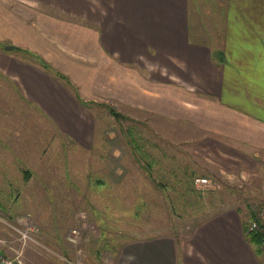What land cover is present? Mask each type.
<instances>
[{
	"label": "rangeland",
	"instance_id": "1",
	"mask_svg": "<svg viewBox=\"0 0 264 264\" xmlns=\"http://www.w3.org/2000/svg\"><path fill=\"white\" fill-rule=\"evenodd\" d=\"M19 10L27 24L3 23L0 12V49L51 67L62 59L74 62V89L92 98L95 142L90 150L76 148L64 137L59 141L52 125L34 112L0 68V136H11L17 145L11 147L13 153L3 145L0 152V252L20 256L27 264H116L119 243L173 233L218 209H237L248 229L252 220L264 225L258 182L243 162L246 155L230 147L241 149V141L210 129L200 135L202 128L196 126L204 115L202 123L211 128L217 107L212 99L195 95L197 105H190L187 100L194 99L183 82L164 76L161 56L120 63L101 55L97 45L93 55L95 43L84 40V28L91 26L95 33L94 24ZM37 12L39 23L33 24ZM61 32L72 36L58 38ZM164 95L173 97L170 104L178 113L163 112L167 107L157 102L168 106ZM152 106L161 109L150 114ZM186 112L197 119L187 120ZM23 140L34 152L39 148L47 166L44 175L39 168V182L24 177L18 151ZM207 141L217 147L205 145ZM8 161L12 166L6 168ZM29 165L35 168L33 161Z\"/></svg>",
	"mask_w": 264,
	"mask_h": 264
},
{
	"label": "crops",
	"instance_id": "2",
	"mask_svg": "<svg viewBox=\"0 0 264 264\" xmlns=\"http://www.w3.org/2000/svg\"><path fill=\"white\" fill-rule=\"evenodd\" d=\"M14 7L43 10L74 23L94 24L95 33L91 26L84 28V40L95 43L93 55L97 45L101 55L115 57L120 63L140 62L142 56L151 61L153 56H161L164 76L187 85L181 87L194 99L187 100L190 105H197L195 95L210 98L217 105L212 109L211 128L202 123L204 115L196 125L202 128L200 135L208 134L210 129L222 137L240 140L241 149L230 147L246 155L243 162L252 170L264 198V0H0L3 23L27 24L28 17L19 9L12 10ZM8 8L12 10L10 14L5 10ZM37 14L33 24L39 23ZM67 33L61 32L58 38L72 36ZM59 63L58 68L49 67L66 74L72 85L57 78L45 66L48 64L0 53L1 70L16 84L29 106L37 110L34 112L52 125L54 136L60 137L59 141L64 137L76 148L91 150L96 116L82 100L91 103L92 98H83L75 91L71 78L74 62L62 59ZM106 67L99 75L105 73ZM90 83L93 89L92 79ZM172 98L164 95L168 106L155 102L167 107L163 112L178 113L170 104ZM160 106H152L150 114ZM197 117L186 112L187 120ZM1 138L0 152L3 147L16 145L11 136ZM21 145L18 151L23 156L20 165L24 167V177L32 176L39 182V168H44L43 175L48 173L39 148L34 152L28 140L21 141ZM205 145L217 147L212 141ZM10 151L13 153L12 148ZM32 161L35 168L30 169ZM4 165L12 166L10 161ZM249 232L237 209H218L173 233L119 243L116 264H264L262 243L251 240Z\"/></svg>",
	"mask_w": 264,
	"mask_h": 264
},
{
	"label": "trees",
	"instance_id": "3",
	"mask_svg": "<svg viewBox=\"0 0 264 264\" xmlns=\"http://www.w3.org/2000/svg\"><path fill=\"white\" fill-rule=\"evenodd\" d=\"M45 66L48 67L47 69L51 70L57 78H59L60 80L65 82L67 85H72L69 77L66 74L60 72L59 70H56V69H53V68L51 69L49 67V65H45ZM82 101L87 106H89L90 102H87L85 100H82ZM249 234H251L250 235L251 236V240L256 241L257 243H262V240L264 239V225H262L260 227V229H258V230L250 231Z\"/></svg>",
	"mask_w": 264,
	"mask_h": 264
},
{
	"label": "built area",
	"instance_id": "4",
	"mask_svg": "<svg viewBox=\"0 0 264 264\" xmlns=\"http://www.w3.org/2000/svg\"><path fill=\"white\" fill-rule=\"evenodd\" d=\"M260 225L256 220H252L250 223V231H255L260 229ZM262 247L264 248V239L262 242ZM0 264H27L20 256H11L9 254L0 252ZM73 264H79V261L73 262Z\"/></svg>",
	"mask_w": 264,
	"mask_h": 264
},
{
	"label": "water",
	"instance_id": "5",
	"mask_svg": "<svg viewBox=\"0 0 264 264\" xmlns=\"http://www.w3.org/2000/svg\"><path fill=\"white\" fill-rule=\"evenodd\" d=\"M7 48H12V45H8ZM115 115L118 116V115H120V113L119 112H116Z\"/></svg>",
	"mask_w": 264,
	"mask_h": 264
}]
</instances>
